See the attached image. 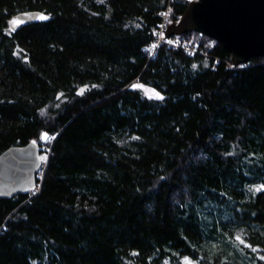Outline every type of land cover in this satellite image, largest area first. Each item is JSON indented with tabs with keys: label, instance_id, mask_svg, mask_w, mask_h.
Here are the masks:
<instances>
[{
	"label": "trees",
	"instance_id": "obj_1",
	"mask_svg": "<svg viewBox=\"0 0 264 264\" xmlns=\"http://www.w3.org/2000/svg\"><path fill=\"white\" fill-rule=\"evenodd\" d=\"M189 4L0 0V155L53 141L0 197V264H264V56H152Z\"/></svg>",
	"mask_w": 264,
	"mask_h": 264
},
{
	"label": "water",
	"instance_id": "obj_2",
	"mask_svg": "<svg viewBox=\"0 0 264 264\" xmlns=\"http://www.w3.org/2000/svg\"><path fill=\"white\" fill-rule=\"evenodd\" d=\"M41 15L48 18L38 19ZM13 20L22 21L14 28L11 23L10 27L17 30L49 21L50 16L31 11ZM188 32L203 33L223 44L236 65L264 56V0L193 1L165 34L174 37ZM41 150L38 143L31 142L26 146L14 145L0 155V197H13L36 187L38 169L43 163Z\"/></svg>",
	"mask_w": 264,
	"mask_h": 264
},
{
	"label": "built area",
	"instance_id": "obj_3",
	"mask_svg": "<svg viewBox=\"0 0 264 264\" xmlns=\"http://www.w3.org/2000/svg\"><path fill=\"white\" fill-rule=\"evenodd\" d=\"M163 16L165 17V19L168 17L167 14H163ZM168 29V23L165 22L163 23V25L161 26V30L156 33V41L153 43L152 47L149 49V53L154 56L157 52V50L160 48V46H168V47H173V48H180L185 50L187 53H189L190 55H195V54H200L201 53V44H190L185 46L186 42H179L176 41V39H178L177 37H167L165 32H167ZM210 41L217 43V41L213 38L210 39ZM202 43V40H201ZM236 65V64H235ZM47 166V161L43 160V163L41 165V167L38 170L37 173V177L42 179L44 174H45V169ZM36 190L38 189L37 186L35 188Z\"/></svg>",
	"mask_w": 264,
	"mask_h": 264
},
{
	"label": "rangeland",
	"instance_id": "obj_4",
	"mask_svg": "<svg viewBox=\"0 0 264 264\" xmlns=\"http://www.w3.org/2000/svg\"><path fill=\"white\" fill-rule=\"evenodd\" d=\"M193 1H198V0H190V3L191 2H193ZM173 23V22H172ZM171 23V24H172ZM168 28H169V25H168ZM168 30V29H167ZM182 36H184V35H182ZM175 37H177L178 39H176V41H179V42H182L183 41V39L181 38V36H175ZM207 39V38H206ZM201 40H202V42H203V40H204V38H203V35H200L198 32H194V34L193 35H191V38H190V40H188V41H186V44H185V46H187V45H194V44H202L201 43ZM184 42V41H183ZM207 45H210L211 47H213V46H215L216 45V43L215 42H212V41H210V40H208V44ZM48 137V139H44V140H42V141H44L43 142V146H41V148H42V150H41V158H42V160H44V161H48V158H49V152H50V150H49V144L50 143H52L53 141H52V138L51 137H49V136H47ZM39 170V169H38ZM37 179H38V177H37ZM32 191V190H31ZM36 191V189H34L33 190V192H35ZM182 264H196L195 262H193V261H191V260H186V262L184 261V263H182Z\"/></svg>",
	"mask_w": 264,
	"mask_h": 264
},
{
	"label": "snow or ice",
	"instance_id": "obj_5",
	"mask_svg": "<svg viewBox=\"0 0 264 264\" xmlns=\"http://www.w3.org/2000/svg\"><path fill=\"white\" fill-rule=\"evenodd\" d=\"M38 19H41V20H44V19H47L48 17H46V16H43V15H41V16H39V17H37ZM22 21H20V20H13L11 23H12V25H13V28L17 25V24H19V23H21ZM133 87H143L142 85H133ZM83 91V90H82ZM147 91V90H146ZM152 96H154L155 98H157V99H162V97L159 95V93H155V92H153L152 94H151V96H150V98H152ZM44 139H48V137L45 135L44 136ZM257 191H259V189H257Z\"/></svg>",
	"mask_w": 264,
	"mask_h": 264
}]
</instances>
